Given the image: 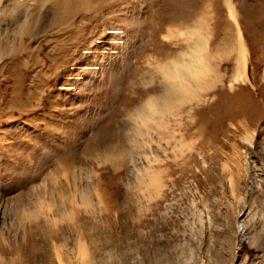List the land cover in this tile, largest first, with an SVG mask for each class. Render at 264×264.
Returning <instances> with one entry per match:
<instances>
[{
	"label": "rangeland",
	"instance_id": "1",
	"mask_svg": "<svg viewBox=\"0 0 264 264\" xmlns=\"http://www.w3.org/2000/svg\"><path fill=\"white\" fill-rule=\"evenodd\" d=\"M57 1L0 0V264H264V0Z\"/></svg>",
	"mask_w": 264,
	"mask_h": 264
},
{
	"label": "bare ground",
	"instance_id": "2",
	"mask_svg": "<svg viewBox=\"0 0 264 264\" xmlns=\"http://www.w3.org/2000/svg\"><path fill=\"white\" fill-rule=\"evenodd\" d=\"M57 2V6L59 7L57 10V15L58 18L61 19L67 15L70 16L71 11H75L82 4L81 2L77 5H73L72 3H68L67 0H58ZM232 14L235 16L236 12L232 10ZM236 30L238 34L235 40L236 56L234 60V70L235 72H237V74L239 73L243 75L245 72L244 66L247 54L245 47L246 45L242 39L240 29L237 27ZM196 50L197 47L195 45H190L186 51L182 50L178 52L174 59L166 61L164 64L161 65L162 71L164 72V75L166 77L164 79H167L166 81H168V83L170 82V84L168 86H166L167 84L165 85L166 89L159 96V99L157 98L156 100H160L162 103L167 104L171 100V97H174L175 95L178 96V99H183L184 95L186 96L189 91H191L193 88L200 87V85L204 83L205 79L207 78V69L201 62V58L198 57L197 54H195ZM170 85L177 86L174 94L170 93L169 91ZM143 110L144 109L142 107L138 108V115L143 114Z\"/></svg>",
	"mask_w": 264,
	"mask_h": 264
},
{
	"label": "snow or ice",
	"instance_id": "3",
	"mask_svg": "<svg viewBox=\"0 0 264 264\" xmlns=\"http://www.w3.org/2000/svg\"><path fill=\"white\" fill-rule=\"evenodd\" d=\"M156 83H157L158 86H163V84L166 83V82L160 81L159 80V77H157ZM176 87L177 86H175V85H170V87H169L170 93H173L174 94L175 93V90H176ZM153 90H156V89H153Z\"/></svg>",
	"mask_w": 264,
	"mask_h": 264
}]
</instances>
